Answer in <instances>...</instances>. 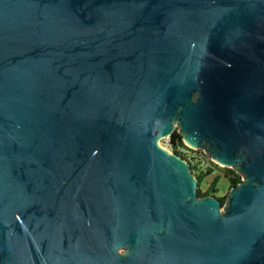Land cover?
I'll use <instances>...</instances> for the list:
<instances>
[{"label":"water","instance_id":"obj_1","mask_svg":"<svg viewBox=\"0 0 264 264\" xmlns=\"http://www.w3.org/2000/svg\"><path fill=\"white\" fill-rule=\"evenodd\" d=\"M0 264H264V0H0Z\"/></svg>","mask_w":264,"mask_h":264},{"label":"trees","instance_id":"obj_2","mask_svg":"<svg viewBox=\"0 0 264 264\" xmlns=\"http://www.w3.org/2000/svg\"><path fill=\"white\" fill-rule=\"evenodd\" d=\"M169 147L173 152H176L178 154L184 155L186 152H190V150H194L191 149L190 147H188L182 140V136L180 133L173 131L170 134L169 137ZM192 153V152H191ZM187 154V153H186ZM192 157H196V160H194L190 166L191 169L193 171V173L196 175L197 177V181H198V186L196 189V192L198 195H206V194H212V188H217L216 184L217 181L219 179V177L221 176L220 173H217L216 175H214V177L212 178L211 182L209 183V185L202 189L201 187V181L202 178L208 173L210 172L211 168L210 166H207L203 163V159H201L202 157L198 155V153H192ZM222 175L225 177L226 181L229 184V187L231 185L236 184L237 182L240 181V174L237 171H234L233 169L226 167L222 173ZM217 190V189H216ZM217 196V195H215ZM221 202H223V197L222 196H217Z\"/></svg>","mask_w":264,"mask_h":264},{"label":"rangeland","instance_id":"obj_3","mask_svg":"<svg viewBox=\"0 0 264 264\" xmlns=\"http://www.w3.org/2000/svg\"><path fill=\"white\" fill-rule=\"evenodd\" d=\"M175 131V132H178L180 133L179 131V128L178 126L175 124L172 132ZM166 137H163V138H160L159 139V144L162 145L163 147L170 149L169 145L166 143ZM183 140V138H182ZM184 142V140H183ZM188 145V144H187ZM191 149H194V150H190V152L192 153H198L199 157L201 156L203 159V163L207 166H210L211 170L210 172H208L203 178H202V181H201V187L202 189L206 188L209 183L211 182L212 178L214 177V175H216L217 173H220L221 176L219 177L218 181H217V188H212V194L214 195H217V196H222L223 199L225 198V196L227 195L228 193V190H229V184L228 182L226 181L225 177L222 175L224 169L228 166H225L223 165V163H220V162H217L215 161L212 157H210L204 150L203 147L201 146H197V147H192V146H189ZM231 169H233L234 171H236L235 167H229ZM240 177H242L240 175ZM217 189V190H216Z\"/></svg>","mask_w":264,"mask_h":264},{"label":"built area","instance_id":"obj_4","mask_svg":"<svg viewBox=\"0 0 264 264\" xmlns=\"http://www.w3.org/2000/svg\"><path fill=\"white\" fill-rule=\"evenodd\" d=\"M166 143L169 145V143H170V141H169V137H166ZM187 153V155H188V158H189V160L191 161V162H193L194 160H196V157H192V153L191 152H186Z\"/></svg>","mask_w":264,"mask_h":264},{"label":"flooded vegetation","instance_id":"obj_5","mask_svg":"<svg viewBox=\"0 0 264 264\" xmlns=\"http://www.w3.org/2000/svg\"><path fill=\"white\" fill-rule=\"evenodd\" d=\"M177 154H178V153H177ZM179 155H181V154H179ZM181 156L185 157V158L188 160L189 165L193 164V163L189 160L188 155H187L186 153H185L184 155H181ZM190 168H191V166H190ZM191 170H192V169H191Z\"/></svg>","mask_w":264,"mask_h":264}]
</instances>
